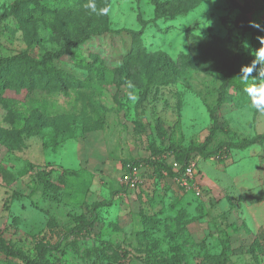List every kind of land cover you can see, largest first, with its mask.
<instances>
[{
  "label": "rangeland",
  "instance_id": "1",
  "mask_svg": "<svg viewBox=\"0 0 264 264\" xmlns=\"http://www.w3.org/2000/svg\"><path fill=\"white\" fill-rule=\"evenodd\" d=\"M162 1L0 0V16L10 12L1 53L40 59L70 42L73 55L53 65L84 84L49 92L9 78L0 90V237L29 258L44 247L38 264H117L122 250L128 264H217L223 236L227 264H264V141L231 146L264 133V113L229 86L215 135L186 156L210 133L224 77L197 47L211 36L248 53L264 47V31L236 24L247 2V21L264 28V0H186L184 12ZM102 3L97 22L76 13ZM166 66L176 72L161 74ZM142 159L141 181L128 188L123 167ZM188 159L200 196L150 167ZM0 264L27 263L0 251Z\"/></svg>",
  "mask_w": 264,
  "mask_h": 264
},
{
  "label": "trees",
  "instance_id": "2",
  "mask_svg": "<svg viewBox=\"0 0 264 264\" xmlns=\"http://www.w3.org/2000/svg\"><path fill=\"white\" fill-rule=\"evenodd\" d=\"M186 0H164L160 2V5L163 7H168L175 9L179 12H184L185 10ZM15 6H19L21 9L25 6L24 2L17 1ZM105 7V3H102L98 6L96 11H89L86 6H82L79 10H76L77 15L82 18H87L89 21L97 22L101 20L105 16V12H100L101 8ZM241 15L236 19V24L239 28L242 29L243 32H250L252 35H256L257 33L253 31V26L247 21L246 14L249 12V5L248 3H244L241 6ZM12 14V13H11ZM10 17L9 13H3L0 16V21H3ZM15 20L19 22H26L27 16L24 15H14ZM87 37V36H86ZM84 37V38H86ZM223 42L216 37H208L205 39L203 45H199L197 47V51L200 57L204 58V62L207 63L209 67H220L224 71V77L222 79L221 88L219 91V95L217 97L216 103L214 107L210 111V116L213 119V126L211 127L210 133L205 138L204 142L201 145H190L186 148V156L190 155L193 151H197L202 153V151L206 148L209 144L213 136L216 132V124L217 117L215 116V112L219 108V106L227 100V93L226 89L229 86H234L235 91L238 92L241 96H249L248 93L245 91V88L254 85V79L256 76V71L254 70L252 73V78L245 83L240 76L242 66H249L255 60L256 51L258 49L253 50L251 53H248L243 48V43L241 41H228L224 44L230 45V48H225ZM140 47V45L136 46ZM135 47L132 48L131 53L129 54L131 58L134 56H138L135 52ZM73 55V49L71 47L70 42H63L57 50L54 51H47L45 52L40 59H34L29 57L26 52H20L13 55H3L0 51V90L5 91L9 86V78L13 79L14 85L17 88H24L26 90H32L34 88L45 89L49 92H53L59 90L64 86L68 87H77V86H84V84L76 79L72 74L66 73L60 68H57L53 65L54 61L61 60L66 56ZM127 55V56H129ZM140 57V56H138ZM137 57V58H138ZM165 59V58H164ZM166 60V59H165ZM189 67L193 65L189 62ZM164 65L167 64L166 61L163 62ZM157 67V66H156ZM167 67V66H166ZM157 69V68H156ZM162 71L161 74L168 73H175V68L167 67H160ZM16 79V80H14ZM159 129L163 132L162 127L159 125ZM258 141H264V133L254 136L253 138L238 144H232L231 146H238V147H246ZM190 160V159H188ZM187 160V161H188ZM149 160L142 159L138 162H131L123 167V171L127 169L128 165H138L141 162L143 165L146 164ZM186 161V162H187ZM183 163V167L186 164ZM155 165L150 164V167L155 171L154 168L156 166L160 167V171L165 170V172L170 177H175L181 173L182 170L179 172H175L171 165H165L163 163H159L155 161ZM142 165V164H141ZM123 173V172H122ZM41 174H45L44 171H41ZM89 225V222H84L83 224H79L76 227V230H83L86 229ZM221 250L219 254L216 256L217 264H227L229 257L233 254V250L231 247L230 240L227 236L221 237ZM0 251L8 256H13L21 259L27 264H38L44 256V247H41V250L37 254L35 258H29L25 256L20 250L15 249L9 243H7L3 238L0 237ZM121 260L117 264H128V256L126 251H121Z\"/></svg>",
  "mask_w": 264,
  "mask_h": 264
},
{
  "label": "built area",
  "instance_id": "3",
  "mask_svg": "<svg viewBox=\"0 0 264 264\" xmlns=\"http://www.w3.org/2000/svg\"><path fill=\"white\" fill-rule=\"evenodd\" d=\"M142 166L145 167L141 164L128 165L127 169L123 171L122 181L128 188L136 187L141 181L140 174ZM171 166L175 172L182 170L180 174L175 176L181 187L187 191H193L196 195L200 196L202 191L197 178L198 171L196 162L190 159L183 167L177 161H173Z\"/></svg>",
  "mask_w": 264,
  "mask_h": 264
},
{
  "label": "clouds",
  "instance_id": "4",
  "mask_svg": "<svg viewBox=\"0 0 264 264\" xmlns=\"http://www.w3.org/2000/svg\"><path fill=\"white\" fill-rule=\"evenodd\" d=\"M253 27H256L262 31L264 28H261L259 24H253ZM261 44L264 45V38H261ZM255 60L249 66H242L240 76L241 79L247 83L250 78H252V73L256 70L257 63L264 65V47H261L256 51ZM256 79V78H252ZM258 80L261 81L259 84H254L245 88V91L250 97V105L253 109L258 112L264 113V71L259 72Z\"/></svg>",
  "mask_w": 264,
  "mask_h": 264
}]
</instances>
